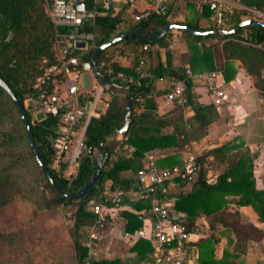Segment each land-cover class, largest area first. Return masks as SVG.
Here are the masks:
<instances>
[{
	"label": "trees",
	"instance_id": "16d2710c",
	"mask_svg": "<svg viewBox=\"0 0 264 264\" xmlns=\"http://www.w3.org/2000/svg\"><path fill=\"white\" fill-rule=\"evenodd\" d=\"M79 1V0H76ZM86 8L96 7L98 15L93 23L87 22L85 28L97 33L96 46L112 36L120 34L115 24L119 20L109 13L102 14L105 7L96 6V0H82ZM188 12L184 20H170L168 8L166 15L152 14L142 19L130 29H140L121 41L104 49L98 58L99 73L110 82L109 105L105 112L93 118L88 126L86 142L94 147L104 144V154L101 158L103 167L100 179L92 190L77 198L59 194L37 162L22 119L8 96L0 85V264H20V255L28 249V234L35 235V242L45 245L43 234L44 208H57L73 204V225L69 231L72 238V252L65 261L56 262L54 258H37L41 264H139L151 257L152 242L148 238H135L136 232L142 228L143 220L140 213L148 211V202L136 201L133 209L121 210L126 220L125 231L132 238L130 250L135 255L122 259L121 257L92 256L89 247L84 243L83 227L96 224L98 215L86 209V205L98 198L105 190L120 186H132L137 183V174L143 169L147 153L157 149H173L170 154L162 156L157 164L163 167L183 165L181 151L185 145L194 139L180 125L188 121V127L193 128L197 137L203 136L209 125L217 118L215 105L204 103L198 99L193 83L187 79L185 106H178L166 114L157 112L156 94L169 90V87L156 90L155 80L166 78L173 82L185 79L186 64L194 72L220 69L225 80L230 81L236 74L235 59L242 61L253 74L261 76L264 70V26L246 25L232 34H222L214 31L207 35H196L190 29H180L188 46L187 63H173L170 51L172 32L162 34V26L171 22L188 25L196 30L218 29L211 21V10L200 8L195 0H186ZM245 5L256 6L264 10V0H241ZM205 20L206 25L201 24ZM241 21L238 16L229 19V27L234 28ZM57 28L47 10L46 0H0V76L11 86L25 109L31 123L33 134L47 166L61 188L73 192L84 187L93 177L99 158L94 155L83 156L79 170L72 179H66L64 167L56 170L51 166V139L55 134L57 119L41 117L37 123L31 122V114L26 107V99L34 95L33 85L44 67L55 61L54 43ZM129 42L137 44L142 50L136 55V61L131 66L123 65L120 60H111L102 65L111 47ZM158 44L166 49L165 62L153 68L150 74L137 70L140 55L146 54L143 45ZM95 48L85 52L86 58H92ZM225 53V54H224ZM108 56L106 60H110ZM222 60V63L219 61ZM122 72L123 77L118 76ZM132 79V80H130ZM153 93L152 96L148 94ZM134 94L133 113L129 127L122 135L126 140L114 137L113 134L122 128L126 117V99ZM145 96V104L141 112L134 110L136 96ZM184 107L192 110L190 117L183 113ZM120 146L127 149L134 147L132 156H115V149ZM237 140L228 141L216 146L197 157L201 163L197 173V187L185 194H178L173 210L181 211V224L191 227L193 220L203 214L208 220L211 231L198 241V264H247L245 255L248 251L249 238L241 233L242 221L239 209H230L234 201L238 205H250L257 213L258 219L264 222V187H259L253 173V160L247 149ZM212 155L213 160L222 163L221 170L214 180H210L208 169L202 166V156ZM27 161H32L34 167L43 176L44 206L28 196L26 188L18 179L16 171ZM129 172V176H124ZM187 178L175 177L171 182L181 184ZM230 196H236L233 200ZM229 230L227 242L220 257L217 256V246L221 240L220 229ZM40 233V234H39ZM37 234V236H36ZM39 247V246H38ZM38 247L36 250H38ZM9 256L6 258L5 252ZM25 259V258H24ZM35 263V258H32ZM47 262V263H45ZM36 263V264H37Z\"/></svg>",
	"mask_w": 264,
	"mask_h": 264
},
{
	"label": "built area",
	"instance_id": "2783aa9c",
	"mask_svg": "<svg viewBox=\"0 0 264 264\" xmlns=\"http://www.w3.org/2000/svg\"><path fill=\"white\" fill-rule=\"evenodd\" d=\"M47 10L57 28L54 43L55 61L46 67L36 78L33 85L34 95L26 99V107L31 114V122L37 123L41 117L51 116L57 119L55 134L52 137L51 166L60 170L66 179L77 175L83 156H94L97 147L86 142L88 126L93 118L101 116L109 105V84L99 79L94 70L92 58H86L85 52L95 48L97 33L87 30L85 24L94 22L98 11L96 7L80 10L76 0H46ZM200 8L208 7L211 21L217 28H230L229 19L238 16L243 19H256L264 22V10L256 6L245 5L241 0H195ZM168 4L166 0L155 2L143 12L134 16L136 22L148 18L152 14L166 15ZM123 26V21L116 24ZM85 42V45H79ZM146 43L143 49L150 48ZM118 52V51H117ZM102 65L116 60L115 55ZM92 76L91 88L84 86L82 76L85 73ZM185 79L174 80L170 88L163 94L166 103L173 106H185L187 79L193 84L203 83L208 86L215 97L216 108L219 109L227 95L224 81L219 84L214 71L194 72L186 65ZM118 76L123 77L119 72ZM162 79V78H161ZM225 79V78H224ZM132 80V79H130ZM153 93L148 94L152 96ZM134 110L141 112L145 104V96L138 94L135 98ZM121 140L126 137L120 135ZM133 146L126 149V155L132 156ZM200 164L195 154H187L183 165L161 167L155 162L153 155L148 156L143 169L137 174V183L132 186H120L105 190L98 198L92 199L86 209L98 215L96 223L102 222L106 211L118 207L127 201L148 202V218L141 211L140 219L144 225L150 219V230L139 231L140 237L148 238L153 245V256L158 264H198L199 247L188 237L185 227L175 220L169 212L170 184L175 177L187 178L198 173ZM89 245V243L87 244Z\"/></svg>",
	"mask_w": 264,
	"mask_h": 264
},
{
	"label": "crops",
	"instance_id": "0c3cea01",
	"mask_svg": "<svg viewBox=\"0 0 264 264\" xmlns=\"http://www.w3.org/2000/svg\"><path fill=\"white\" fill-rule=\"evenodd\" d=\"M166 1L168 4V8L172 6L168 18L170 20H184L188 12L187 1H185V4L182 5V9L184 10V12H182L179 16H175L172 10L175 8L176 3H180V1L182 0ZM154 2L155 0H96V6L99 5L106 8L105 11L102 12V14L109 13L111 17L118 18L119 20L116 22V24L123 21V26L121 28H117L115 24L116 31L123 33L127 30H130L131 27L138 23L135 21L134 16L143 12ZM178 33H181L180 29H178ZM181 45H183L181 46V51L183 53H187L188 46L186 41L181 42ZM173 49L174 45L171 41L170 51L172 53ZM141 50L142 48L133 42H129L125 45L119 44V53H116L115 58L117 60H120L123 65L131 66L135 63L136 55L139 54ZM145 50L146 54L140 55L137 70L142 72L143 74H150L151 70L158 66L160 61L165 62L166 49L160 47L158 44H152L150 48ZM234 61L237 72L230 81L224 79L223 73L220 69L203 70L216 72L219 84H221L223 81L225 82L224 89L227 98L223 101L219 109L216 108L215 97L213 93L209 91L206 84H193L194 91L198 95V99L201 102L213 103L215 105L217 118L209 125V128L203 136H200L199 139L194 138L185 145L184 149L181 151V157L183 160L187 154H195L198 157L199 155L201 156L203 153L207 152L213 147L220 146L231 140H237L243 144V148L248 150L249 155L252 157L253 163H258V165L260 167H263L264 169V70L261 76H257L256 74L251 73L239 59H235ZM173 63L177 64L174 59ZM171 83L172 82L166 78H157L155 80L156 90L169 87ZM164 93L155 95V99L157 102V112L159 114H166L173 107H175L171 104L166 103L163 97ZM184 108L186 111L185 116L190 117L192 114V110L188 107ZM117 137L120 138L121 136L119 135ZM175 150V148H157L147 153V159L148 156L153 155L155 158V162H157L159 158L168 155ZM120 155L127 156L126 150L122 149L120 146H117L115 149V156ZM199 164L201 166V163ZM253 173L255 179H258L254 170ZM124 176H129V172H124ZM197 176L198 175L196 173L187 177V179L182 181L180 185L176 182H171L169 195L170 207L174 205L178 194H185L197 187ZM256 183L259 187H264V185H260L257 180ZM229 198L233 200L237 199L236 196H230ZM132 203L133 201H127L126 203L118 207L111 206L104 215V222L106 221V223L109 224V229L107 230L109 235L114 234L115 231L118 230L119 226L123 227L121 231L123 234V242L120 245L119 250L116 249L113 254H110L111 256H109V258L118 256L122 259H126L127 257L135 255V252H132L130 250L133 240L125 231L126 220L121 214V210L133 209ZM229 206L230 209H239L241 213L245 214L250 219V221H257L256 225H259L261 227L260 229H263L261 230V234L264 233V222L258 219L256 211L250 205H238L236 202L232 201ZM144 211V215L148 218V212L146 210H143V212ZM171 214L173 218L178 222H180L179 218L183 216L182 212L177 210H173ZM142 228H145V233L148 234L150 230V219L146 221L145 225L143 222ZM141 229L136 232L134 236L135 238L140 237L139 231ZM185 229L190 240L198 247V241L201 238L205 237L209 233V231H211L208 220L203 214L197 216L193 220V224L191 225V227H187ZM220 236L221 240L217 246L216 251L218 257L221 256L223 248L227 242V234L225 235V237L222 234ZM223 240L225 242H222ZM249 253L250 241L248 243L247 254L245 255V262L247 264H252L248 256ZM263 260L264 258H257L254 264H264ZM139 264L158 263L156 262V258H154L152 254L150 258Z\"/></svg>",
	"mask_w": 264,
	"mask_h": 264
},
{
	"label": "rangeland",
	"instance_id": "374dc122",
	"mask_svg": "<svg viewBox=\"0 0 264 264\" xmlns=\"http://www.w3.org/2000/svg\"><path fill=\"white\" fill-rule=\"evenodd\" d=\"M186 0L176 3L175 8L172 10L175 16H179L184 10L182 5L185 4ZM202 25H206L205 20H201ZM173 33L171 41L174 45L173 49V59L177 64L187 63L188 52L183 53L181 51V42L185 41L184 36L181 33H178V29H172ZM119 45L111 47L108 51L110 56H116ZM119 53V51H118ZM225 54V53H224ZM222 63V60L219 63ZM84 80V86L86 88H91L92 76L91 74L85 73L82 76ZM29 97V96H28ZM26 102V101H25ZM178 106L173 107L169 112L174 110H179ZM185 108L183 113L185 114ZM184 127L186 132L193 138L199 139L196 132L193 128L188 127V121L186 120L184 125L181 124L180 128ZM205 150V149H204ZM203 150V151H204ZM245 150V148L243 149ZM257 150V149H256ZM198 154V153H196ZM200 156V155H199ZM202 166L208 169V176L210 180H214L216 173H218L222 168V163L218 160L212 161V156H202ZM58 169V167H56ZM253 170L257 175V182L260 185H264V169L260 167L258 163H253ZM17 177L22 185L26 188L28 196L32 197L33 201H39L41 205L44 206L45 201L43 198V192L47 191L45 186L42 183L43 176L40 172L34 167L32 161L24 162L16 171ZM234 208V207H233ZM73 204L62 205L57 208H44V223H43V234L46 236L45 245L40 243L33 244L35 242V235L30 232L28 234V249L25 253L20 255L21 261L20 264H36L37 258L43 257L44 255L48 259L54 258L56 262L65 261L67 256L73 250L72 238L70 234V227L73 225ZM242 221V230L241 233L247 235L250 241V253L249 259L252 264L255 263L257 258H264V233L261 234V227L256 225L257 221H250V219L243 213H241ZM109 229V224L104 222V219L100 223H96L92 226L83 227V232L85 234L84 243L89 247L90 254L92 256L102 258L109 257L110 254H113L115 250H119L120 245L123 242L122 237V226H119L118 230L114 234L109 235L107 230ZM224 237L228 234L229 230L222 228L219 231ZM40 234V233H39ZM109 235V236H108ZM37 236V234H36ZM112 237V238H111ZM222 242H225L224 240ZM39 246V247H38ZM38 247V250H36ZM2 252H0L1 254ZM117 254V253H116ZM6 258L9 256L8 251L5 252ZM44 256V258H45ZM25 258V259H24ZM32 258H35V263L32 262ZM259 260V259H258ZM264 261V260H263ZM260 262V261H259ZM47 263V262H45ZM39 262L38 259V263Z\"/></svg>",
	"mask_w": 264,
	"mask_h": 264
},
{
	"label": "water",
	"instance_id": "95a60500",
	"mask_svg": "<svg viewBox=\"0 0 264 264\" xmlns=\"http://www.w3.org/2000/svg\"><path fill=\"white\" fill-rule=\"evenodd\" d=\"M76 6L80 9V10H85L86 9V4L84 1L79 0L76 1ZM246 25H260V26H264V22L263 21H259L256 19H243L241 20L236 27L234 28H218L216 30H196L194 28H192L191 26L188 25H183V24H178V23H168L162 26V34L166 33L167 31L171 30V29H190L194 34L196 35H207L211 32L217 31L220 32L222 34H232L235 33L237 31H239L242 27L246 26ZM138 31H142L140 29H130L127 30L123 33L117 34L115 36H112L111 38H109L108 40L104 41L103 43H101L100 45H98L96 47V49L94 50L93 56H92V62H93V66H94V70L99 74V79L101 80L102 83L104 84H109L110 82L106 79V77L102 74L99 73V63H98V58L100 53L112 46L113 44H115L118 41L123 40L124 38H126L127 36H129L132 33L138 32ZM79 45L84 46L85 42H79ZM0 85L2 86V88L6 91V93L8 94V96L11 98L12 102L14 103L21 119L22 122L25 126L26 132H27V136L29 138V142L30 145L33 149L35 158L37 160V162L39 163L40 167L42 168V170L44 171L45 175L48 177V179L50 180V182L52 183V185L54 186L55 190L63 195V196H67V197H71V198H77L83 194H86L87 192H89L90 190H92L95 186H97L99 179H100V174H101V170L103 167V161L101 160L103 154H104V144L103 142H101L97 148V152H96V156L99 158V162L96 166V170L94 172V175L92 177V179L81 189L77 190V191H73V192H68L65 191L61 188V186L59 185V183L56 181V179L53 176L52 171L50 170V168L47 166V164L45 163V161L43 160L41 153L39 151V148L37 146L34 134H33V130L31 127V123L27 117V114L25 112L24 107L22 106V104L20 103L18 97L16 96V94L14 93L13 89L11 88V86L0 76ZM133 100H134V94H131L127 99H126V117H125V121L124 124L122 126L121 129H119L118 131H116L113 136L117 137L121 134H123L125 131H127L129 124H130V120L132 117V113H133Z\"/></svg>",
	"mask_w": 264,
	"mask_h": 264
}]
</instances>
